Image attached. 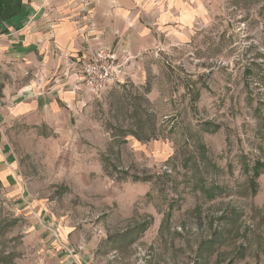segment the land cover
<instances>
[{"label": "rangeland", "instance_id": "rangeland-1", "mask_svg": "<svg viewBox=\"0 0 264 264\" xmlns=\"http://www.w3.org/2000/svg\"><path fill=\"white\" fill-rule=\"evenodd\" d=\"M214 8L148 60V93L125 80L93 98L74 142L3 132L25 192L0 179V264L264 261V0ZM138 103L147 142L120 138Z\"/></svg>", "mask_w": 264, "mask_h": 264}, {"label": "crops", "instance_id": "crops-1", "mask_svg": "<svg viewBox=\"0 0 264 264\" xmlns=\"http://www.w3.org/2000/svg\"><path fill=\"white\" fill-rule=\"evenodd\" d=\"M220 1L0 0V179L7 192L24 196L25 182L3 132L43 129L50 142H74L94 105L76 88L80 75L65 72L68 61L107 49L126 61L128 83L145 84L148 60L205 34ZM261 258L252 264H264Z\"/></svg>", "mask_w": 264, "mask_h": 264}, {"label": "built area", "instance_id": "built-area-1", "mask_svg": "<svg viewBox=\"0 0 264 264\" xmlns=\"http://www.w3.org/2000/svg\"><path fill=\"white\" fill-rule=\"evenodd\" d=\"M65 72L80 75L76 88L94 99L102 96L108 87L123 83L127 78L126 61L117 59L107 49L79 62L68 61Z\"/></svg>", "mask_w": 264, "mask_h": 264}, {"label": "trees", "instance_id": "trees-1", "mask_svg": "<svg viewBox=\"0 0 264 264\" xmlns=\"http://www.w3.org/2000/svg\"><path fill=\"white\" fill-rule=\"evenodd\" d=\"M142 89H143V93H141V94H144V93L146 94V93L149 92V88L147 86V83L142 87ZM141 94H138L137 97L142 98ZM139 98H137V99H139ZM140 100L141 99H139V101ZM144 103H145V100H144ZM141 112L146 117V119L144 121H142V119L139 118V113H141ZM128 118L132 119L130 121H131V124L134 126L135 130H132V131L131 130H128L126 132L125 131L122 132L120 138L127 137V136H132L133 138L137 139L140 142H147L151 138L154 137L153 134L149 135L148 137H146L144 135V134H146L145 132H143L145 130L144 129L145 124L151 122V117L146 113V110L145 109L141 110V106H140L139 103L134 105L133 110L130 113V115H129ZM148 126H149L150 132H151L152 125L150 124Z\"/></svg>", "mask_w": 264, "mask_h": 264}]
</instances>
